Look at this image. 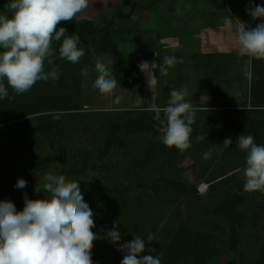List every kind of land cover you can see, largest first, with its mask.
<instances>
[{
	"label": "rangeland",
	"instance_id": "374dc122",
	"mask_svg": "<svg viewBox=\"0 0 264 264\" xmlns=\"http://www.w3.org/2000/svg\"><path fill=\"white\" fill-rule=\"evenodd\" d=\"M128 1L130 2V0H115L114 4L107 2V5L101 7V20H86L88 13H81L74 19V22L83 19L91 21L99 28H104L110 25L111 14L119 11L121 14L118 15L126 18H118L114 24L111 40L116 43V51L108 49L102 52L93 46L90 37L87 36L86 45L79 38L78 48H82L85 55L78 63L72 64L60 59L58 63L54 60L53 65H49L45 61V72L60 65L59 73L63 76L64 82L60 85L54 84L52 86L54 88H51L48 83L50 80L38 81L27 92L30 100L37 107L50 103L59 106L57 109L59 113H51L50 116L53 121L62 123L49 139L41 137L35 131L40 122L39 115L21 120L15 119L0 126V201L10 200L15 204L17 211H22L25 195L29 199H39L48 195L42 190V193L34 190L36 185L39 187L44 182L45 175H63L67 180L78 182L83 186L84 199L94 213L93 232L101 238L94 241L93 264L97 262L121 264L124 253L118 250L119 244L114 245L104 238L106 232L112 229L114 222H119L121 233L119 243L130 242L136 235H140L145 239V247H153L161 241L169 240L180 226L185 225L190 230L189 234L194 232L206 236L204 238L209 247L210 258L208 264H257L261 261V251L264 250V192L243 191L244 194L240 195L243 201L237 206V211L242 217H236L235 230L232 232L230 225L222 221L223 213L217 209L228 198L234 199L237 192L230 191L232 187L242 184L244 190L243 169L246 166V153L238 150L236 154L238 157L235 156V160L239 165L222 175L223 171L221 172L217 167L219 160L216 149L211 146L212 140L218 142L217 139L221 136L223 138V134L217 129L216 125L220 127V123L216 122V118L203 116L195 111L191 126L196 127V136L190 135L191 146L187 150L181 152L175 147L172 149L176 154L174 159H171L170 148L161 142L159 138L161 134L157 130H146L129 136L119 133L118 135H123L119 137L122 149L110 159L113 164L107 165L105 162L107 157L102 158L101 151L109 135V127L117 118L110 116L108 112L143 111L150 110L152 105L162 108L166 104L161 94V87L158 86L161 82L156 75L152 79L151 87L144 73L141 80L132 77L126 79L124 76L116 77L115 52L121 51L133 67H138L144 59L151 64L154 59L164 56L159 52L144 53L148 50L146 41L150 39L146 35L156 34L157 36L155 38L152 36L151 39L156 43L155 45L159 44V47L171 46L169 38L163 36V30H166L163 29L164 24H162L164 18L178 21L181 33L188 36L185 40L186 45L193 51L195 45L190 41L195 39L196 33L191 27L195 28L197 25L198 28L210 24L205 17L204 2L206 1L204 0L156 1L151 9L153 15L150 13L146 19L145 13L140 12L139 25L131 20L132 18L128 19L127 13L131 12ZM146 1L149 0L135 1L138 6L134 12L137 8L140 10ZM211 1L215 4H226L227 0ZM6 2L8 3V0ZM253 5L263 6L260 1L247 3L240 9L237 23L241 20L246 25L255 27L260 22L248 15L247 9ZM4 6V3H0V13L6 11ZM177 8L180 9V14H177ZM209 19L213 23L216 21L214 16L213 18L210 16ZM62 22L64 21L60 23ZM73 25L72 21H69L61 26L67 29L66 35L77 36ZM147 29L149 34H146ZM114 30H117L119 35L115 34ZM168 33L175 34L173 31H167L165 34L169 35ZM176 39L177 41L171 40L176 42L173 45L179 44L180 39L178 37ZM62 40L63 38L59 41L60 45ZM202 44L203 52L231 50V46L234 49L238 45L234 30L227 28L219 33L208 32L204 39L202 38ZM234 52H237V48L231 52L233 55L237 54ZM166 55L175 56L172 53ZM185 56L184 52L183 57L179 55V59L183 62L177 64L186 65ZM220 57L222 55L219 54L218 62L224 64L223 57ZM97 59L112 69V76L117 81L125 84L124 87H119L117 84V88L110 96L101 95L93 87L98 76L95 70ZM255 61L262 63L259 72L264 73V60L255 59ZM190 62L195 61L191 59ZM156 63L162 64L163 61ZM198 69L200 70L199 67ZM82 70L87 71L88 74L82 75ZM241 76L242 73L239 71L238 77ZM200 79V75L183 76L180 89L185 87L188 89L185 99L191 102L196 110L212 109L215 103L213 95L215 92L220 94V87H216L217 90L211 89L212 86L209 84L196 87L192 82L203 80ZM247 79L249 78L246 77V81ZM233 84L231 87H225L228 91L224 90L223 97L227 103L224 102L222 106L228 103L236 104L235 107L246 108V112H251L254 106L264 107V93L249 100L244 94L247 91L246 85L234 82ZM5 86L9 87L7 83ZM234 100L238 101L234 102ZM74 109H78V112ZM155 117L156 114L152 113L148 118L151 121L156 120V125L160 124ZM230 117L236 125V131L232 136L234 139L241 134L252 135L255 143L264 145V114L254 116L248 113L243 117L235 112ZM163 118L164 116L161 117ZM201 134L207 139L206 141L197 139ZM209 150L211 155L205 159L204 153ZM20 178L27 181L26 188L15 187ZM169 180L180 184L187 193L179 194L170 190L166 186ZM191 187L195 192H192ZM221 209L223 210V207Z\"/></svg>",
	"mask_w": 264,
	"mask_h": 264
},
{
	"label": "clouds",
	"instance_id": "9594fccd",
	"mask_svg": "<svg viewBox=\"0 0 264 264\" xmlns=\"http://www.w3.org/2000/svg\"><path fill=\"white\" fill-rule=\"evenodd\" d=\"M88 6L89 0H8L4 6L6 11L0 13V99L10 98L5 80L14 93L20 95L30 91L38 81L59 79L58 66L45 72V61L49 65L54 63L53 41L63 38L59 47L61 59L72 64L80 61L85 52L78 48L79 36L66 35L67 29H57V25L61 21H73ZM176 12L180 14V9ZM247 12L253 20L260 21L255 27L241 20L233 24L230 17H225L223 23L235 30L241 55L264 60V6L253 5ZM182 62L176 56L166 55L162 64L142 61L138 67L148 77L151 87L155 70L166 76L170 67ZM95 70L98 76L93 87L101 95L110 96L118 84L112 69L97 59ZM81 74L88 73L82 70ZM187 95L186 87L172 89L166 107L152 105L150 108L160 122L161 142L181 152L191 146V125L196 111L185 99ZM223 144L227 147L233 142L227 138ZM236 144L246 153L244 191L264 192V145L255 143L252 135L244 134L239 135ZM210 155L211 150L204 153V158ZM43 179L34 190L48 195L39 199L25 195L22 211H17L10 200L0 201V264H93L94 241L101 237L93 232L94 213L84 199L80 183L55 174H47ZM15 187L26 188L27 181L20 178ZM104 238L114 245L119 244L118 250L124 253L121 264H161L159 256L141 255L145 252V239L140 235L130 242L119 243V222L113 223Z\"/></svg>",
	"mask_w": 264,
	"mask_h": 264
},
{
	"label": "trees",
	"instance_id": "16d2710c",
	"mask_svg": "<svg viewBox=\"0 0 264 264\" xmlns=\"http://www.w3.org/2000/svg\"><path fill=\"white\" fill-rule=\"evenodd\" d=\"M160 1V0H153V2L149 3L148 5L144 6L145 9H149L152 7L154 2ZM207 3L210 4L211 7L214 9H217L219 11H227L229 12L234 18L237 19L238 16H240V9H242L247 3H253V2H261L264 6V0H227L226 4L220 3L215 4L211 0H204ZM212 2V3H211ZM0 3H4V5L7 4L6 0H0ZM136 4H133L131 7V11L136 8ZM131 13V12H130ZM130 14L127 16L129 17ZM113 20L110 22V25L104 28H99L96 24H94L91 21H80V22H74L73 27L76 30L77 36H79L80 40L86 45L88 43L87 36L90 37L91 42L94 43L93 46L102 51L106 52L108 49H112L116 51L117 46L115 41L111 40V34L113 31L112 24ZM67 22H62L57 25V29L61 26H64ZM114 33L119 35V32L114 30ZM121 40L120 38H118ZM176 39V38H172ZM156 44V43H155ZM158 44V43H157ZM61 45L57 41H53L52 47L54 50V56L55 61L58 63L60 61L59 57V47ZM148 48L147 51H145V54L152 53H162L163 56H166V54H174L177 59L179 60V55L183 57V53H180V51L173 50L174 48L169 47H159V45H155L153 48H150L146 45ZM161 48V49H160ZM150 49V50H149ZM166 49V50H165ZM116 54V66L114 69V73L117 78L120 76H124L126 79H129L132 77V79H138L141 80L143 73L140 71L139 67L132 66L129 64V62L126 60V57L124 54L117 50L115 52ZM143 55L144 58L146 55ZM191 55V54H190ZM189 55V56H190ZM186 55V61H190L193 59L195 63L197 64V69L193 71L195 75H199L198 72H201L206 77H208V73H210V76L207 79V81H210L214 84H217L216 86H219L220 89H223V86L225 84L230 83L231 78L228 75V67L226 64H223L222 62H217L213 57L208 56H200L198 53H193L192 57H189ZM146 61V59H144ZM156 62L163 61V57H158L154 59ZM241 61V60H240ZM233 62L231 60L228 61V66L231 65ZM159 64V63H157ZM260 65H262L261 62L255 61L254 58H251V84H250V96L253 98H256L261 93H264V73L261 71L259 72ZM58 66V65H57ZM56 66V67H57ZM60 66V65H59ZM58 66V68H59ZM239 68L238 70L241 71L242 63L238 64ZM200 68V70L198 69ZM52 69H50L51 71ZM181 66L180 64H176L169 68L168 74L166 76L159 75V71H154V76L159 78L160 84L158 86L161 87V94L163 95L164 101H167L170 99V90L177 89L179 90L180 87H182L180 81L182 82L183 73H181ZM181 73V74H180ZM198 73V74H197ZM260 73V74H259ZM177 75H180L178 77ZM177 76V77H176ZM164 77V78H163ZM176 77V78H174ZM163 80V81H162ZM169 80V82H168ZM64 82L63 76L59 73V79L56 81L50 80L49 85L51 88L54 84L60 85ZM4 83H7L6 80ZM124 83H120L118 81L119 87H124ZM224 84V85H223ZM63 86V85H62ZM258 87V88H257ZM11 89V87H8L9 97L10 98H4L0 99V126L4 125L6 122L15 121V119L21 120L25 119L34 115H39V124L36 127V133L40 134L42 137H46L47 139L50 138L51 134H53L57 128H59L62 122H56L52 120V117L50 116L51 113H59L57 111L59 106L50 103L45 104L38 107L32 103L30 100L28 93L17 95L14 93V91ZM219 94L215 95V103L212 107V109L207 108H199L196 110V113L202 114L203 116H211L216 118L217 123H220V127L217 124V129L223 134L222 136L217 139L218 142L215 140L211 141V146L213 149H216L217 152V159L219 160V163L217 167L219 170H221L222 175H225L227 172L231 171L230 169H233L236 165L238 166V161L235 160L236 154H238V150H240L236 144V140L239 136H237L235 139L232 137L234 136V133L236 131V125L235 121L232 122L231 115H234L235 112L238 114H241V116L245 117L248 113H251L252 115H260L264 114V107L261 106H254L251 108V112H246L247 110L236 109V110H230L228 108H224L222 106L221 101L218 99ZM35 105V106H34ZM162 107L161 109H163ZM67 108V107H66ZM71 108V107H70ZM69 111V109H66ZM72 110V109H70ZM77 111L76 109H74ZM78 112V111H77ZM67 113V112H65ZM110 113V116L117 117L114 121V124H112L109 127V135H107L101 155L102 158H106L107 165H112L111 158L115 156L114 154L117 152L119 153L122 149V144L119 141V137H122L123 135H118L119 133H124V135L129 136V134H137L140 132H144L146 130H157L159 132V126L160 124L156 125V120L151 121L148 117H150V114L153 113L156 114L152 110H135V111H118V112H108ZM96 115V114H93ZM161 117L164 116L163 112H161ZM17 117V118H16ZM11 118H14V120ZM214 120V122H215ZM239 122V120H237ZM241 122V121H240ZM233 124V125H232ZM207 125V124H206ZM234 126V128H233ZM193 131L191 133V136H196V127L191 126ZM245 135V134H244ZM203 137V135L201 134ZM227 138H231L233 144L230 146H225L223 144L224 140ZM207 139L204 138V141ZM53 145V144H52ZM52 147V146H50ZM59 147V146H58ZM174 147L170 148L169 153L172 152V149ZM29 149V148H28ZM238 151V152H237ZM171 159H174L175 153H171ZM236 156V157H235ZM177 159V156H176ZM170 182H166V186L173 191H176L179 194H186L187 191L184 187H182L180 184H177L176 182H173V180H169ZM81 187V191H83V186ZM187 188V186H186ZM192 192H195L193 187H191ZM237 192L234 199L228 198L224 202L220 204V207L218 210H220L222 215V221L226 223L227 225H230L232 232L235 230V224H236V217H242L240 215V212L237 211V206L241 204L243 201V198H241L240 195L244 194L243 186L242 184L236 185L231 188L230 191ZM83 193V192H82ZM24 203V202H23ZM223 207V210L221 209ZM188 231H190L185 225L180 226L174 234H172L171 238L166 241H161L158 244H155L153 247H145V252L141 255H154L159 256L161 259V264H208L209 256H208V245L205 241L206 236L203 237V234L201 233H194L189 234ZM203 241V242H202ZM236 242V241H235ZM234 242V244H235ZM233 245V240L231 243V246ZM234 247V246H233ZM149 249H154V251L150 252ZM261 261L257 262V264H264V250L261 251ZM96 264H103L101 262H97Z\"/></svg>",
	"mask_w": 264,
	"mask_h": 264
},
{
	"label": "crops",
	"instance_id": "0c3cea01",
	"mask_svg": "<svg viewBox=\"0 0 264 264\" xmlns=\"http://www.w3.org/2000/svg\"><path fill=\"white\" fill-rule=\"evenodd\" d=\"M114 1L115 0H113V1H110V0H89V6H88V8L83 12L84 14L85 13H88V15H87V18H86V20H101L102 19V15H100L101 13H102V9H101V7H103V6H105V5H107L108 3L107 2H110V3H112V4H114ZM135 1H138V0H130V2L128 1V3H129V6H131L132 7V5L133 4H136V2ZM133 2V3H132ZM151 2H153V0H149V1H146V3L145 4H143L142 6V8L140 9V10H138V8H137V10L134 12V10L136 9V8H134L132 11H131V13H127V15L128 14H130L129 15V18L128 19H131V20H134V21H136L137 22V25H139V22L138 21H140L141 20V18H140V12H144L145 13V18L150 14V13H152V15H153V13L154 12H152L151 11V9H153L152 7L151 8H149V9H145L144 8V6H146V5H148L149 3H151ZM127 3V4H128ZM206 5V14H205V17L208 19V21L210 22V24H206L205 26H202L201 25V27H198V28H196L197 27V25L195 26V28H193V27H191V29L193 30V31H195V39L194 40H192V41H190V42H192V43H194V45H195V47H194V49H195V51H193L192 50V48H189V47H187L188 45H186V38L188 37L185 33H181V27H179L178 26V21L176 20V19H170V18H164V20L162 21V24H164L163 25V29H166L167 31H173V32H175V34L173 35V34H170V33H168L169 35H166L165 33L167 32L166 30H163V36L164 37H166V38H169V40H170V45L171 46H167V47H169V48H174L173 50H178V51H180V53H186V55H192L193 53H198L200 56H204V55H206V56H208V57H216L215 58V60L218 62V56H219V54L220 55H222V57H223V60H224V64H226V66L228 67V75L230 76V78H231V81H230V83H228V84H223L224 86H223V89H220L221 90V92H220V94L219 93H217V92H215V95H218L219 94V100L221 101V103L222 104H225L224 102H226L227 103V100L223 97V93H224V90L226 89L225 87H231V86H233L234 84H233V82L234 83H237V84H243L244 83V85H246V87H247V91H245L246 93H244L245 95H246V97H247V99H252V97L250 96V84H251V58L250 57H248V56H246V55H241V53H240V51H239V45H237L235 48H237V52H234V53H237V54H234L233 55V53H231V52H233L234 51V49H233V46H231L232 48H231V50H225V51H219V50H214V51H207V52H203V44H204V40H203V44H202V38L204 39V36H205V34H207L208 32H220L221 30H224V29H226L227 27H225V25H224V23H223V19L225 18V17H230V18H232L233 19V24H236L237 23V21H236V18H234L229 12H227V11H219V10H217V9H214L213 7H211L207 2H204ZM137 5V4H136ZM191 5H193V3H191ZM138 6V5H137ZM136 6V7H137ZM125 11V10H124ZM211 11H212V13H211ZM99 12V13H98ZM120 12L119 11H116V12H114L113 14H111V19H110V21L111 20H113L114 22H113V24H112V28L114 29V24H115V22H116V20L118 19V18H126V17H124L123 15L122 16H119L118 14H119ZM146 13H148V14H146ZM121 14V13H120ZM212 17L213 18V16L216 18V21H215V23H213V22H211L210 21V19H209V17ZM144 18V19H145ZM75 19V18H74ZM73 19V20H74ZM127 19V20H128ZM143 19V20H144ZM147 19V18H146ZM170 19V20H169ZM83 21H84V19H83ZM77 22V21H76ZM109 26V25H108ZM171 29H176V30H171ZM228 29V28H227ZM234 30V29H233ZM155 32V31H154ZM234 33H235V30H234ZM146 34H149V31H148V29H147V31H146ZM171 35V36H170ZM147 37H149L150 39L149 40H147L146 41V43H148V47H150V48H153L154 46H155V43H154V41H153V39H151V37L152 38H155V36H157L156 34H154V35H146ZM171 37H173V38H176V37H178L179 39H180V41H178L179 42V44L178 45H173V43H175L176 44V42H172L171 40H175V41H177V39H171ZM151 45V46H150ZM159 45V44H158ZM164 47V46H163ZM166 50V49H165ZM153 51V50H152ZM222 57H220V58H222ZM229 60H231L233 63L231 64V65H229L228 66V61ZM241 60V61H240ZM185 61H186V58H185ZM240 62L242 63V67H241V73H242V76L239 78L238 77V75H239V70H238V68H239V66H238V64H240ZM196 63L195 62H190V61H186V65H183V66H181V70H182V72L181 73H183V75L185 76V77H188V74L190 75V77H194V76H196L195 75V73H193V71H195L196 69H197V67H196ZM180 73V74H181ZM186 73H187V75H186ZM199 73V75L201 76V79H203L202 81H198V82H196V80L195 81H193L192 83L194 84V85H196V87H199L200 88V86H203V85H206V84H209V86L211 85L212 87H210L211 89H213V90H217V88L216 87H218L219 88V86H216L217 84H214V83H212V82H210V81H207V79L206 78H208L209 76H210V73H208V77H206L204 74H202L201 72H198ZM197 73V74H198ZM203 75V76H202ZM246 77L247 78H249V79H247V81H246ZM200 79V80H201ZM238 81H240V82H238ZM242 81V82H241ZM233 84V85H232ZM228 85V86H227ZM195 87V88H196ZM229 89V88H228ZM225 91H228L227 89L225 90ZM200 93V92H199ZM214 93V92H213ZM215 95H213V97H215ZM230 100V99H229ZM231 101V100H230ZM229 101V102H230ZM235 101H238V100H234V102ZM233 102V103H234ZM230 105V106H229ZM234 105H236V104H234ZM233 104H230V103H228V104H226V105H224L223 107L224 108H228V109H230V110H236V109H244V110H246V108H244V107H242V106H237V107H235Z\"/></svg>",
	"mask_w": 264,
	"mask_h": 264
}]
</instances>
